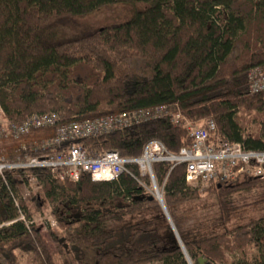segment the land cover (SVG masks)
<instances>
[{
    "label": "trees",
    "instance_id": "trees-1",
    "mask_svg": "<svg viewBox=\"0 0 264 264\" xmlns=\"http://www.w3.org/2000/svg\"><path fill=\"white\" fill-rule=\"evenodd\" d=\"M119 6L131 7L132 17L106 23ZM260 66L264 0H0V121L9 124L55 114L67 125L169 106L196 123L214 121L222 141L263 153L264 91L252 94L248 81ZM54 133L32 131L25 138L38 139L20 160L60 152L35 150ZM154 140L173 154L192 144L168 118L82 144L136 159ZM128 169L133 176L114 182L88 175L73 182L57 169L8 172L0 180V264H23L22 257L26 264H57L18 197L15 175L42 186L61 229L49 235L62 264H199L201 258L205 264H264L260 255H249L260 249L264 218L226 227L236 209L233 195L264 180L211 184L224 231L210 234L186 217V207L200 197L186 182L184 165H153L170 221L146 189L150 178L136 164ZM140 215L150 218L134 219Z\"/></svg>",
    "mask_w": 264,
    "mask_h": 264
},
{
    "label": "built area",
    "instance_id": "built-area-1",
    "mask_svg": "<svg viewBox=\"0 0 264 264\" xmlns=\"http://www.w3.org/2000/svg\"><path fill=\"white\" fill-rule=\"evenodd\" d=\"M248 81L252 94L263 92L264 66L251 70ZM164 118L170 119L171 123L179 125L186 132L192 143L189 148H183L178 154H173L163 143L154 140L144 147L139 158L126 159L116 151L91 152L82 144L85 140ZM58 122L55 114L34 115L22 124L6 123L4 125V122L0 121V141L5 138L21 141L34 130L54 128V136L42 140L36 145L35 150L61 148L60 152L38 157L28 156L24 161L17 163H10L1 158L0 180L6 181L8 172L14 173L18 170L57 169L60 171L61 178L73 182H79L85 175L94 182H114L123 175L133 176L128 165L136 164L141 175L148 176L151 180L150 188L146 189L152 195L155 191L157 194L155 198L159 201L163 200V195L154 177L153 165L156 163H168L172 168L184 165L186 182L193 186L209 187L211 184L237 179L264 180V152L247 151L240 144L222 141L214 121L196 123L184 117L180 111L171 112L169 106L67 125H59ZM31 145H33L32 142L21 146L20 153L22 154V151H26ZM21 219H24L22 214Z\"/></svg>",
    "mask_w": 264,
    "mask_h": 264
},
{
    "label": "rangeland",
    "instance_id": "rangeland-1",
    "mask_svg": "<svg viewBox=\"0 0 264 264\" xmlns=\"http://www.w3.org/2000/svg\"><path fill=\"white\" fill-rule=\"evenodd\" d=\"M133 12L134 10L128 6L116 7L111 11V13H109V16H106L108 20L106 23L129 19L132 17ZM3 124L5 125L6 122L4 121ZM18 142L19 141L12 140L10 138H5L0 141V159L4 158L9 160L13 150L15 149L14 147L17 146ZM15 179L18 186L19 199L23 200L31 210L33 223L42 231V234L49 245L50 251L53 253L56 263L62 264L60 257L57 254L56 247L49 235V231L53 230L60 232L61 229L58 225L51 205L48 204L41 193L42 186L34 178H23L22 176L15 175ZM194 187L197 188L200 199L186 207V217L189 219H197V223L201 228V231L205 230L210 234L222 233L224 231V227L221 226L219 220L221 217L217 205V199L215 194L211 192V187L202 185ZM152 196L157 197L155 191ZM232 200L234 201L236 209H234L229 215L230 221L226 226L228 229H234L239 225L247 224L251 220L264 218V183L259 184L248 192L243 191L234 194ZM37 207L39 209H37ZM71 213L73 216L79 215V212L76 209H73ZM146 218H150V216L140 215L136 216L134 219L140 220ZM166 219L168 218L166 217ZM249 255L253 258H255L256 255H260L262 257V261H264V239L260 245V249L256 251L254 248H251ZM22 262L23 264H26V258L22 257Z\"/></svg>",
    "mask_w": 264,
    "mask_h": 264
},
{
    "label": "crops",
    "instance_id": "crops-1",
    "mask_svg": "<svg viewBox=\"0 0 264 264\" xmlns=\"http://www.w3.org/2000/svg\"><path fill=\"white\" fill-rule=\"evenodd\" d=\"M36 139H38L37 136H30L28 138H24L23 140L19 141L17 143V146L14 147L15 149L13 150V153L11 154V158L8 160L10 163H17V162H20L21 160V153H20V149H21V146H23L24 144H30L32 141H35ZM13 145V144H11Z\"/></svg>",
    "mask_w": 264,
    "mask_h": 264
},
{
    "label": "water",
    "instance_id": "water-1",
    "mask_svg": "<svg viewBox=\"0 0 264 264\" xmlns=\"http://www.w3.org/2000/svg\"><path fill=\"white\" fill-rule=\"evenodd\" d=\"M152 199H153V197L150 198V200H152ZM158 201H159V200H158ZM159 204H160L161 208L163 209L165 216H166V217L168 218V220L170 221V218H169V216H168V213H167V210H166V207H165V205H164L163 200H160V201H159ZM170 224H171V226H172V228H173V230H174V227H173V225H172L171 222H170ZM174 231H175V230H174ZM177 238H178V237H177ZM178 242H179V244H180V247L183 249L184 253L186 254V252H185V250H184V247H183V244H182V242H181V240H180L179 238H178ZM199 264H205V260H204L203 258L199 259Z\"/></svg>",
    "mask_w": 264,
    "mask_h": 264
},
{
    "label": "flooded vegetation",
    "instance_id": "flooded-vegetation-1",
    "mask_svg": "<svg viewBox=\"0 0 264 264\" xmlns=\"http://www.w3.org/2000/svg\"><path fill=\"white\" fill-rule=\"evenodd\" d=\"M77 217V216H76Z\"/></svg>",
    "mask_w": 264,
    "mask_h": 264
}]
</instances>
